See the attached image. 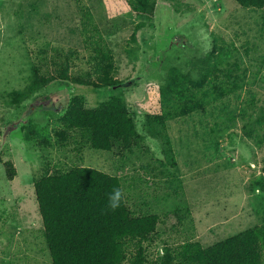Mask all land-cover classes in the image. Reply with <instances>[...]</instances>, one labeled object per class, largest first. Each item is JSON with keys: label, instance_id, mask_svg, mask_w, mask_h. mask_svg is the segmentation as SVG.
<instances>
[{"label": "rangeland", "instance_id": "obj_1", "mask_svg": "<svg viewBox=\"0 0 264 264\" xmlns=\"http://www.w3.org/2000/svg\"><path fill=\"white\" fill-rule=\"evenodd\" d=\"M88 13L93 23L86 20ZM88 36L105 39L114 55V77L123 85L95 88L56 79L38 89L58 73L55 56L64 64L63 54L74 53L70 73L90 69ZM214 47L209 64L242 77L240 100L233 98L224 111L211 103L206 114L169 121L168 154L164 142L147 132L144 114L160 111L156 91L171 68L198 79L201 60ZM42 50L48 53L44 72L36 70ZM224 72L211 71L205 88L225 85ZM115 96L136 111L143 136L139 145L111 152L87 147L81 153L75 143L60 147L74 97L85 107L99 108ZM252 96L264 115V8L245 9L235 0H157L150 19L136 16L126 0H0V264H52L34 182L48 168H71L79 154L86 166L120 176L132 209L147 202L162 214L164 222L146 242L153 260L164 254L166 244L174 248L189 240L209 247L261 225L264 140L260 146L248 137L239 117ZM9 160L17 170L13 180L6 174ZM179 183L191 207L185 224L159 209L173 202L164 195Z\"/></svg>", "mask_w": 264, "mask_h": 264}, {"label": "trees", "instance_id": "obj_2", "mask_svg": "<svg viewBox=\"0 0 264 264\" xmlns=\"http://www.w3.org/2000/svg\"><path fill=\"white\" fill-rule=\"evenodd\" d=\"M126 1L136 16L141 14L146 18H154L157 0ZM235 1L245 9L264 8V0ZM93 18L88 13L86 20L92 22ZM142 24L143 22L139 27ZM87 29L88 24L84 23V32ZM88 37L87 42L92 38ZM92 39L89 41L90 55L87 59L89 70L78 74L70 73L72 52L63 54L64 64L55 56L53 61H57L54 64L58 67V73L41 81L38 89L56 79L95 88L122 86L123 81L114 77L115 60L112 49L105 39ZM215 49L216 47L208 54L207 59L201 60L198 79L192 78L187 70L171 68L166 83L159 85L156 91L160 111L144 114L147 117L144 123L147 132L164 142L168 154L171 153L169 121L194 113L206 114L211 103L220 104L219 109L224 111L229 108L233 98L240 100L244 89V83L240 82L242 77L235 76L233 69H229L226 74L218 64H209ZM55 51L56 55L60 53L57 49ZM218 59L221 63V58ZM40 63L36 70L44 72L48 63V53L45 50L40 52ZM220 70L225 73V85L206 89L211 71ZM47 73L50 74L49 71ZM126 80L132 82L136 79ZM253 98L254 96L242 105L239 117L248 137L254 140L257 138L256 143L261 146L264 140V132H260L264 128L263 108H259ZM71 101L72 105L64 116L61 148L75 143L78 145V153L87 147L109 152L116 149L127 151L142 141L143 136L135 120L136 111L122 98L115 96L99 108L85 107L80 97H74ZM235 117L231 111L229 121L234 122ZM202 123L205 124L203 119ZM213 131L215 132V128ZM217 136L214 135L213 140L216 146L219 144ZM171 161L174 162V158L171 157ZM82 162L84 155L79 154L76 162L72 161L74 166L71 168L65 171L48 168L34 182L52 264H264V222L209 247H204L200 241L189 240L174 248L166 244L164 254L151 259L146 242L151 243L159 223L164 222L162 214L148 206L147 202L139 209H132L120 176L86 166ZM5 169L7 177L13 180L17 175L13 162L6 161ZM161 174L166 173L161 171ZM174 178H177L176 175ZM258 183L264 188L263 176H259ZM115 187L123 190L124 201L119 209L110 211L107 209L108 195ZM171 192L164 196L173 202L166 204L167 207L159 208L160 212L165 216L175 214L178 223L185 224V220L191 216V207L183 196L181 183L173 186Z\"/></svg>", "mask_w": 264, "mask_h": 264}, {"label": "clouds", "instance_id": "obj_3", "mask_svg": "<svg viewBox=\"0 0 264 264\" xmlns=\"http://www.w3.org/2000/svg\"><path fill=\"white\" fill-rule=\"evenodd\" d=\"M123 201H124L123 190L119 187H115L108 195L107 209L110 211H115L120 208Z\"/></svg>", "mask_w": 264, "mask_h": 264}]
</instances>
